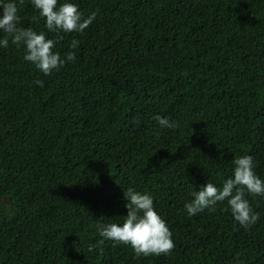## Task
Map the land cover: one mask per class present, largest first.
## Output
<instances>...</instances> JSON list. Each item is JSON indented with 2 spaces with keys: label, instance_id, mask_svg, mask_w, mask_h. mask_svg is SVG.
I'll list each match as a JSON object with an SVG mask.
<instances>
[{
  "label": "trees",
  "instance_id": "obj_1",
  "mask_svg": "<svg viewBox=\"0 0 264 264\" xmlns=\"http://www.w3.org/2000/svg\"><path fill=\"white\" fill-rule=\"evenodd\" d=\"M0 264H264V0H0Z\"/></svg>",
  "mask_w": 264,
  "mask_h": 264
}]
</instances>
